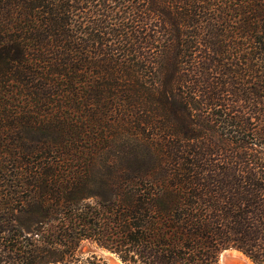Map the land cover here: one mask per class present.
Returning a JSON list of instances; mask_svg holds the SVG:
<instances>
[{
	"label": "trees",
	"instance_id": "trees-1",
	"mask_svg": "<svg viewBox=\"0 0 264 264\" xmlns=\"http://www.w3.org/2000/svg\"><path fill=\"white\" fill-rule=\"evenodd\" d=\"M0 150V264H264V0H0Z\"/></svg>",
	"mask_w": 264,
	"mask_h": 264
},
{
	"label": "rangeland",
	"instance_id": "rangeland-1",
	"mask_svg": "<svg viewBox=\"0 0 264 264\" xmlns=\"http://www.w3.org/2000/svg\"><path fill=\"white\" fill-rule=\"evenodd\" d=\"M0 152H1V150H0ZM12 176H13L12 165L8 164L6 162L0 163V196L5 193L7 186L13 182ZM228 250H230V249H228ZM80 254H81V257L83 258V262H85L83 264H87L86 263L87 259L93 261L92 255H95L97 257V261H95V262L101 263V264H110L111 261L112 262L115 261L114 258H117L114 254L107 252L103 249H99L94 244H91L89 242H83L82 243V248H81ZM220 257H221V255H220ZM220 262H221V260H220ZM228 264H247V263L245 261H243L242 259L241 260L240 259H235V260L231 259L228 261Z\"/></svg>",
	"mask_w": 264,
	"mask_h": 264
},
{
	"label": "bare ground",
	"instance_id": "bare-ground-1",
	"mask_svg": "<svg viewBox=\"0 0 264 264\" xmlns=\"http://www.w3.org/2000/svg\"><path fill=\"white\" fill-rule=\"evenodd\" d=\"M114 262H110V264H122L117 258H114ZM231 259H242L247 264H252L250 260H248L245 256H243L241 253L237 251H229L223 255V259L221 261V264H228V261Z\"/></svg>",
	"mask_w": 264,
	"mask_h": 264
},
{
	"label": "water",
	"instance_id": "water-1",
	"mask_svg": "<svg viewBox=\"0 0 264 264\" xmlns=\"http://www.w3.org/2000/svg\"><path fill=\"white\" fill-rule=\"evenodd\" d=\"M229 251H237V252H239L238 250H236V249H233V248H231L230 250H226V251H224L222 254H221V257H220V260L222 261V259H223V255L225 254V253H227V252H229ZM239 253H241V252H239ZM242 254V253H241ZM243 255V254H242ZM244 256V255H243Z\"/></svg>",
	"mask_w": 264,
	"mask_h": 264
}]
</instances>
